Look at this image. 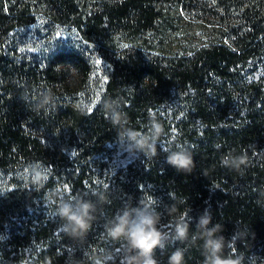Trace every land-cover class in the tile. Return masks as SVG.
Segmentation results:
<instances>
[{
    "label": "trees",
    "instance_id": "obj_1",
    "mask_svg": "<svg viewBox=\"0 0 264 264\" xmlns=\"http://www.w3.org/2000/svg\"><path fill=\"white\" fill-rule=\"evenodd\" d=\"M30 26L43 32L34 46L18 35ZM110 99L130 126L162 125L155 157L117 143ZM177 145L190 174L165 163ZM229 154L246 165L224 166ZM36 162L48 175L39 190L26 171ZM57 185L105 197L82 240L44 200ZM139 199L155 201L165 230L209 209L226 238L245 233L244 264H264V0H0V264H121L105 224ZM195 232L193 220L188 241L157 249L160 264L177 247L202 264Z\"/></svg>",
    "mask_w": 264,
    "mask_h": 264
},
{
    "label": "clouds",
    "instance_id": "obj_2",
    "mask_svg": "<svg viewBox=\"0 0 264 264\" xmlns=\"http://www.w3.org/2000/svg\"><path fill=\"white\" fill-rule=\"evenodd\" d=\"M51 99V95L45 93L37 108L50 103ZM102 107L106 119L117 131V143L126 152L147 157L157 155V141L163 134V127L154 117L150 115L145 126L147 131L144 132L129 125L128 117L121 110L118 100L104 101ZM165 163L178 173L190 174L194 169L191 153L179 145L174 150H168ZM246 163V157L243 155L229 154L222 159L224 166L237 171ZM26 171L30 176V183L37 190L43 188L48 175L42 165L39 162L30 164ZM93 195L98 197L97 201L85 198L87 193L72 195L68 187L57 185L45 192L44 200L46 204L55 206L54 214L59 217L62 230L69 236L82 240L96 219L98 202L102 203L105 199L100 193L94 192ZM161 220L162 214L157 211L155 201L139 199L135 205H125L106 222L107 237L122 242L121 264H160L156 255L157 249L164 250L170 240L188 241L193 220L196 232L191 236V241H203L202 264H244V255L237 252L235 242L243 239L245 233L236 227L231 238H226L222 234L224 226L213 222L209 209H205L196 218H189L188 213L179 215L166 226L167 230L162 226ZM111 259L110 254H105L96 258L95 264H107ZM167 264H184V249L177 247L171 251Z\"/></svg>",
    "mask_w": 264,
    "mask_h": 264
},
{
    "label": "rangeland",
    "instance_id": "obj_3",
    "mask_svg": "<svg viewBox=\"0 0 264 264\" xmlns=\"http://www.w3.org/2000/svg\"><path fill=\"white\" fill-rule=\"evenodd\" d=\"M44 34H46V31H44ZM20 36V41L23 45L26 46H34L39 43L41 37L43 36V32H39L37 29L33 27L23 28L18 34ZM129 159V156L127 153H121L120 154V160L121 162H127Z\"/></svg>",
    "mask_w": 264,
    "mask_h": 264
},
{
    "label": "snow or ice",
    "instance_id": "obj_4",
    "mask_svg": "<svg viewBox=\"0 0 264 264\" xmlns=\"http://www.w3.org/2000/svg\"><path fill=\"white\" fill-rule=\"evenodd\" d=\"M57 35H59V33H57ZM97 63H99V61H97ZM65 187H68L67 185H65ZM117 251H119V249H117Z\"/></svg>",
    "mask_w": 264,
    "mask_h": 264
}]
</instances>
